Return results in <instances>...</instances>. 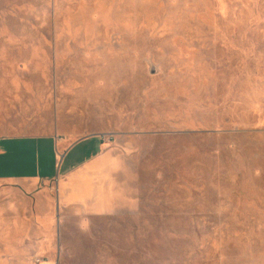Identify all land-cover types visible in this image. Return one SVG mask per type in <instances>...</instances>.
I'll use <instances>...</instances> for the list:
<instances>
[{"label":"rangeland","instance_id":"obj_1","mask_svg":"<svg viewBox=\"0 0 264 264\" xmlns=\"http://www.w3.org/2000/svg\"><path fill=\"white\" fill-rule=\"evenodd\" d=\"M0 100L65 143L0 264H264V0H0Z\"/></svg>","mask_w":264,"mask_h":264},{"label":"crops","instance_id":"obj_2","mask_svg":"<svg viewBox=\"0 0 264 264\" xmlns=\"http://www.w3.org/2000/svg\"><path fill=\"white\" fill-rule=\"evenodd\" d=\"M15 114L17 110L9 109V104L0 100V183L19 186L26 195L37 198L34 202L38 204L54 202L50 186L57 153L65 143L58 142L54 135L37 134L35 129L19 125ZM42 207V213L48 212Z\"/></svg>","mask_w":264,"mask_h":264}]
</instances>
